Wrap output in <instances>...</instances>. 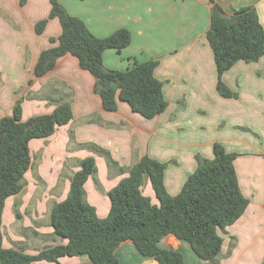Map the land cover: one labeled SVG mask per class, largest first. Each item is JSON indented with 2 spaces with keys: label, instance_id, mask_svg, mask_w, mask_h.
<instances>
[{
  "label": "crops",
  "instance_id": "crops-1",
  "mask_svg": "<svg viewBox=\"0 0 264 264\" xmlns=\"http://www.w3.org/2000/svg\"><path fill=\"white\" fill-rule=\"evenodd\" d=\"M67 11L84 20L91 32L106 37L119 28L130 30L131 43L120 51L105 50L104 65L127 70L158 59L155 75L163 82L168 102L154 118H146L122 100L116 110L104 108L93 74L79 59L66 54L45 74H35L41 52L53 45L62 27L50 18L42 33L38 21L49 16V0H0V118L20 100L23 119L49 114L70 103L73 118L56 131L30 143L31 167L23 189L5 201L3 245L26 252L64 244L51 224L53 206L65 199L83 159L93 157L96 171L87 179L85 199L106 217L110 190L144 155L167 163L164 182L178 194L198 166V156L211 159L220 142L237 152L238 182L249 199L244 214L220 230L224 243L215 262L201 259L190 243L168 234L163 248L182 252L186 264H264V55L240 60L223 75L236 97L217 90L218 73L207 39L211 24L209 0H60ZM227 14L254 6L264 25V0H215ZM142 191L159 201L147 178ZM121 264H158L142 255L131 239L115 251ZM31 264H91L88 255L63 256L59 262Z\"/></svg>",
  "mask_w": 264,
  "mask_h": 264
},
{
  "label": "trees",
  "instance_id": "trees-1",
  "mask_svg": "<svg viewBox=\"0 0 264 264\" xmlns=\"http://www.w3.org/2000/svg\"><path fill=\"white\" fill-rule=\"evenodd\" d=\"M25 1L21 0V4ZM49 1V16L36 23V31L42 33L50 18L59 19L62 31L58 37H51L55 45L41 52L34 69L36 75L45 74L59 58L72 54L82 68L93 74L95 90L105 109L116 110L119 100L146 118H154L166 109L163 82L155 75L158 59L138 62L127 70L104 65L105 50L120 51L131 43L129 29L119 28L106 37H98L60 0ZM209 1L211 24L206 36L214 53L217 90L224 97H236L237 92L228 87L223 75L240 60L254 62L264 55V25L254 6L227 14L218 2ZM22 115L19 100L10 114L0 118V264L59 262L63 256L80 255H88L91 264H121L115 251L126 239L158 264H186L182 252L160 246L168 234L188 241L201 259L215 262L224 243L220 230L236 222L248 207L249 199L240 188L234 165L238 154L227 151L220 142L213 145V158L198 156L196 170L176 195L168 193L164 182L167 163L142 156L110 190L111 207L106 217H100L85 199L84 185L96 171L94 158L87 157L75 172L67 197L51 210L54 232L67 242L37 252L7 248L3 245L2 214L6 199L24 187V175L32 164L29 143L33 138L52 135L58 126L70 122L73 111L70 103H63L49 114L26 120ZM147 178L158 204L142 191Z\"/></svg>",
  "mask_w": 264,
  "mask_h": 264
}]
</instances>
